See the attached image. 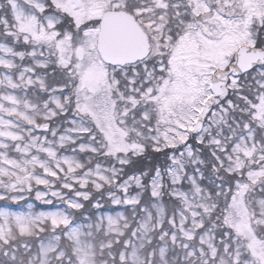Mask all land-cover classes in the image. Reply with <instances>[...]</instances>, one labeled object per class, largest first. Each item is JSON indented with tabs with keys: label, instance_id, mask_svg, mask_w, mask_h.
I'll return each mask as SVG.
<instances>
[{
	"label": "snow or ice",
	"instance_id": "6c2138e0",
	"mask_svg": "<svg viewBox=\"0 0 264 264\" xmlns=\"http://www.w3.org/2000/svg\"><path fill=\"white\" fill-rule=\"evenodd\" d=\"M0 264H264V0H0Z\"/></svg>",
	"mask_w": 264,
	"mask_h": 264
}]
</instances>
